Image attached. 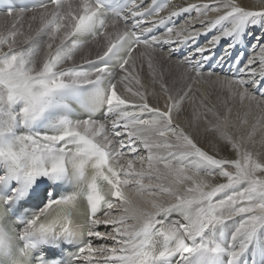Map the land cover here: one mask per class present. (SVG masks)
I'll use <instances>...</instances> for the list:
<instances>
[{
	"label": "snow or ice",
	"instance_id": "snow-or-ice-1",
	"mask_svg": "<svg viewBox=\"0 0 264 264\" xmlns=\"http://www.w3.org/2000/svg\"><path fill=\"white\" fill-rule=\"evenodd\" d=\"M4 7L0 264H264V0Z\"/></svg>",
	"mask_w": 264,
	"mask_h": 264
},
{
	"label": "bare ground",
	"instance_id": "bare-ground-1",
	"mask_svg": "<svg viewBox=\"0 0 264 264\" xmlns=\"http://www.w3.org/2000/svg\"><path fill=\"white\" fill-rule=\"evenodd\" d=\"M186 2L197 3V2H200V0H175L172 3L185 4ZM0 16L4 18L7 17L5 13H0ZM178 23H182V21H178ZM5 26L7 28L11 26V24L7 23V20L4 21L3 19V21L2 20L0 21V27L5 28ZM26 28H27V20L25 21V29ZM246 28H247V39L251 38L252 36L254 37L251 43V46L254 43H256L257 37H260L261 41L264 42V34L261 33V29L259 25H255V26L249 25ZM218 31L219 30L216 29L215 32L212 34V36L216 35ZM212 36L209 37L208 40H210ZM206 40L207 39L204 40L203 44L206 42ZM94 55H95V45L90 43L89 45L85 46V48H83L80 52L77 53L76 59L78 62H81V57L94 58ZM161 64L166 73L177 72V70L172 65L164 63L163 60H161ZM145 82L146 84H150V80L147 77H145ZM97 230L101 232H106V231H111V228L110 226L101 225V226H98ZM102 242L104 241L103 240L95 241V243H102Z\"/></svg>",
	"mask_w": 264,
	"mask_h": 264
},
{
	"label": "rangeland",
	"instance_id": "rangeland-1",
	"mask_svg": "<svg viewBox=\"0 0 264 264\" xmlns=\"http://www.w3.org/2000/svg\"><path fill=\"white\" fill-rule=\"evenodd\" d=\"M3 19H4V21L7 20V23L12 24V18H10V17H6V18H4V17H1V16H0V21H1V20L3 21ZM5 29H6V26H5V28L0 27V31H4Z\"/></svg>",
	"mask_w": 264,
	"mask_h": 264
}]
</instances>
